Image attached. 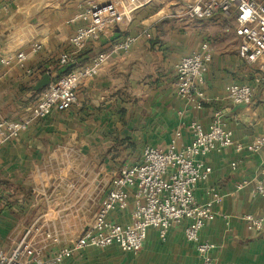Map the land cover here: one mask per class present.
<instances>
[{"label": "crops", "instance_id": "crops-1", "mask_svg": "<svg viewBox=\"0 0 264 264\" xmlns=\"http://www.w3.org/2000/svg\"><path fill=\"white\" fill-rule=\"evenodd\" d=\"M134 1L139 7L128 29H109L91 40L79 60L88 63L128 34L137 36L129 53L112 55L98 74L85 78L71 109H54L44 119H33L16 138L0 134V250L11 252L24 242L28 247L23 257L32 258L38 248L44 257L52 256L92 227L113 178L122 167L141 162L145 146L167 149L179 130L176 148H181L192 140L190 122L199 121L208 129L220 112L234 144L206 157L212 172L198 183L196 199L206 202L212 189L222 199L200 237L216 245L215 264H264V234L248 230L241 219L246 213L264 216V198L254 192L264 148L236 150L237 144L246 146L264 133V89L257 88L250 105L233 104L226 96L228 84H253L258 73L238 55L236 20L223 13L177 20V2L192 0ZM85 2L0 0V50L11 59L0 65V120L31 118L46 88L35 89L43 75L51 74L53 82L66 71L59 58L72 49L70 38L83 23L72 19ZM203 43L209 44L211 58L205 99L196 108L177 94L176 64ZM37 44L40 48L34 50ZM18 51L27 54L23 64L16 62ZM244 179L249 184L238 189ZM129 193L126 206L109 214L111 221H132L134 189ZM185 226L175 223L165 241L150 228L137 253L124 252L117 244L90 247L60 264H198ZM45 231L57 240L45 238Z\"/></svg>", "mask_w": 264, "mask_h": 264}, {"label": "built area", "instance_id": "built-area-1", "mask_svg": "<svg viewBox=\"0 0 264 264\" xmlns=\"http://www.w3.org/2000/svg\"><path fill=\"white\" fill-rule=\"evenodd\" d=\"M176 6L178 8L174 16L179 21L207 19L219 13L235 18L238 55L245 63L255 66L258 73L253 77V84L230 83L225 92L233 104L250 105L257 88L262 86L264 89V0H192L177 2ZM138 7L134 0L103 3L86 0L72 19L83 22L70 38L72 49L63 52L59 58L60 65L70 70L42 91L31 118L0 120V134L4 132L7 138H16L33 119H44L54 109H71L78 102L80 83L98 74L112 55L129 53L137 36L128 34L112 42L110 50L98 52L86 64L79 60L81 52L91 40L98 39L109 29L117 27L127 30L131 25V14ZM144 34L151 37L148 31ZM39 48L38 44L34 46V50ZM210 58L209 44L203 43L199 50L183 56L176 64L177 94L196 108H201L205 99L203 85ZM15 59L18 64H23L27 54L18 51ZM10 62L11 59L0 50V65ZM189 129L192 140L181 148H176V142L181 137V131L178 130L167 149L147 145L141 162L122 167L113 178V187L97 212L92 227L69 245L49 257H44L42 249L38 248L32 258H25L24 250L28 244L20 242L11 252L0 250V264H60L85 248H105L112 244H117L124 252L137 253L142 249L150 228L156 229L160 239L165 241L170 228L182 222L186 223V239L195 245L198 252V264H215L212 251L216 245L201 240L200 234L206 223L215 219L214 206L221 202L222 196L212 189L211 198L200 203L196 199L195 189L212 172L206 157L215 150L232 146L233 132L222 123L220 112L216 113L210 128L206 129L199 121L193 120ZM244 148L250 152L262 150L264 133L246 146L236 145L237 151ZM233 168H236L235 164ZM247 184L249 180L244 179L237 188L241 189ZM130 188L134 189L132 221L128 224L115 223L108 216L118 207L126 206ZM254 192L264 198V164L259 169ZM241 219L248 230L264 234V216L246 213ZM45 238L57 240L50 231H45Z\"/></svg>", "mask_w": 264, "mask_h": 264}, {"label": "water", "instance_id": "water-1", "mask_svg": "<svg viewBox=\"0 0 264 264\" xmlns=\"http://www.w3.org/2000/svg\"><path fill=\"white\" fill-rule=\"evenodd\" d=\"M52 77L51 74L45 73L42 77V79L38 82L35 89H42L47 87L51 83Z\"/></svg>", "mask_w": 264, "mask_h": 264}, {"label": "trees", "instance_id": "trees-1", "mask_svg": "<svg viewBox=\"0 0 264 264\" xmlns=\"http://www.w3.org/2000/svg\"><path fill=\"white\" fill-rule=\"evenodd\" d=\"M70 69H67L66 71H69Z\"/></svg>", "mask_w": 264, "mask_h": 264}, {"label": "rangeland", "instance_id": "rangeland-1", "mask_svg": "<svg viewBox=\"0 0 264 264\" xmlns=\"http://www.w3.org/2000/svg\"><path fill=\"white\" fill-rule=\"evenodd\" d=\"M231 17H233V16H231ZM10 202H8V204H9Z\"/></svg>", "mask_w": 264, "mask_h": 264}]
</instances>
